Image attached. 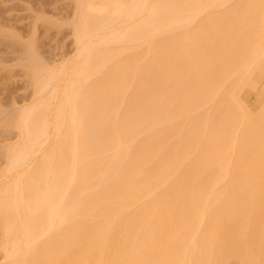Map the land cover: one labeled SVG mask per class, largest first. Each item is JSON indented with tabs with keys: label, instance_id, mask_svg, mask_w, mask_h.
<instances>
[{
	"label": "bare ground",
	"instance_id": "obj_1",
	"mask_svg": "<svg viewBox=\"0 0 264 264\" xmlns=\"http://www.w3.org/2000/svg\"><path fill=\"white\" fill-rule=\"evenodd\" d=\"M70 3L53 63L2 37L0 264H264V0Z\"/></svg>",
	"mask_w": 264,
	"mask_h": 264
},
{
	"label": "rangeland",
	"instance_id": "obj_2",
	"mask_svg": "<svg viewBox=\"0 0 264 264\" xmlns=\"http://www.w3.org/2000/svg\"><path fill=\"white\" fill-rule=\"evenodd\" d=\"M70 2L71 0H0V101L5 108L6 105L9 107L12 98L21 103L31 92L24 85L22 68L16 66L19 54L11 53L13 50L6 47L11 41L8 38V43L4 41L5 33L20 35L25 42L35 40L39 56L53 63L73 49L70 29L66 25L73 15V4ZM44 19L54 21L53 25ZM249 86L264 94V66L249 81ZM254 99L255 96L251 95L250 103ZM4 137L5 135L0 134V145L4 143Z\"/></svg>",
	"mask_w": 264,
	"mask_h": 264
}]
</instances>
